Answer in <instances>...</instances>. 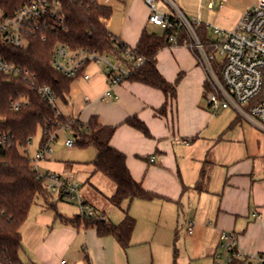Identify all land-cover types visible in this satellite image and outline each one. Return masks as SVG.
Returning a JSON list of instances; mask_svg holds the SVG:
<instances>
[{
  "label": "crops",
  "instance_id": "1",
  "mask_svg": "<svg viewBox=\"0 0 264 264\" xmlns=\"http://www.w3.org/2000/svg\"><path fill=\"white\" fill-rule=\"evenodd\" d=\"M253 2L198 0L196 5H179L187 15L200 17L210 37L215 38L214 27H234ZM158 9L169 12L161 0ZM150 12L145 0H131L122 21L114 22L112 14L107 24L116 36L135 46L143 30L153 24ZM157 58L160 71L168 81L176 82L177 88L166 114L159 112L166 101L162 90L131 80L110 86L108 73L89 69L96 61L75 79L80 80L81 95L76 89L72 96L71 85L70 97L62 100V107L57 106L62 114L83 122L96 114L103 124L119 125L113 145L126 153L134 178L158 194L152 199H125L117 206L109 199L116 189L110 179L109 193L96 186L104 198L101 204L83 196L114 223L121 222L124 209H128L135 218L129 245L123 247L111 234L100 236L96 227L64 221L58 215L76 216L79 205L77 213L69 214L53 197L54 207L42 197L31 206L22 227L24 263L60 264L65 258L70 264H215L223 232L237 235L238 248L249 260L264 257V132L232 109L215 111L209 106L205 101L206 73L190 48L168 45ZM85 73L90 75L88 79ZM106 91L111 94L103 99ZM71 100H80V111L69 110ZM134 114L149 126L151 137L123 123ZM62 130L74 138L69 128H61L58 136ZM51 151L41 158L46 160H39L38 166L46 170L41 173L38 169L42 175L81 170L84 179L91 181L97 173L102 174L91 163L97 150L90 164L51 161L47 158ZM203 168L205 178L199 188L196 184Z\"/></svg>",
  "mask_w": 264,
  "mask_h": 264
},
{
  "label": "trees",
  "instance_id": "2",
  "mask_svg": "<svg viewBox=\"0 0 264 264\" xmlns=\"http://www.w3.org/2000/svg\"><path fill=\"white\" fill-rule=\"evenodd\" d=\"M28 0H0V7L6 15L14 13ZM58 14H48L39 25H29L25 47L15 46L0 38V55L18 68L16 73L0 75V132L4 142L0 143V264H24L21 259L22 227L25 224L31 206L39 196L49 204L53 195L44 185L45 176H41L34 159L22 152L28 150L32 138L39 129L42 139L39 151L58 138L63 126L74 134V145L86 147L93 145L97 150L91 162L96 170L111 179L116 189L109 197L110 201L121 206L125 199H152L158 194L147 190L137 181L127 163V155L113 145L112 138L119 125L103 124L99 116L93 114L83 122L77 116L62 114L55 104L57 98L66 100L73 81L79 77L91 60L81 67L79 75L70 76L52 64L57 45L63 43L72 49H84L89 53L104 56L114 55L129 73L123 80L144 83L162 90L166 101L159 109L166 114L167 107L177 94L176 82L168 81L158 67V53L169 45L166 37L174 29H164L162 34L145 28L135 46H131L116 36L108 27L107 20L113 9L99 0H59ZM176 30V29H175ZM203 40H208L209 28L205 23L198 27ZM142 62L137 64V59ZM109 74V72H108ZM47 86L55 101H51L42 92ZM207 86V84H206ZM28 101L20 109L11 107V101L20 96ZM126 123L151 137L149 126L139 115L129 116ZM205 178V169L196 186ZM125 217L119 223L103 217H87L80 213L73 217L58 215L64 221L85 226H94L100 236L113 235L123 247L130 243L135 227V218L124 209Z\"/></svg>",
  "mask_w": 264,
  "mask_h": 264
},
{
  "label": "built area",
  "instance_id": "3",
  "mask_svg": "<svg viewBox=\"0 0 264 264\" xmlns=\"http://www.w3.org/2000/svg\"><path fill=\"white\" fill-rule=\"evenodd\" d=\"M145 1L151 10L149 22L161 25L163 29H174V32L166 37L169 45H184L195 54L206 73L205 97L209 106L215 111L232 109L264 132V0H254L244 10L234 27H214L217 37H209L208 40H203L198 32V27L203 23L200 17L189 18L173 0H161L168 6V13L158 9V0ZM60 5L59 0H28L10 15H6L0 7V38L15 46L25 47L30 33L28 26L39 25L48 14H58ZM106 58L107 56L89 53L80 48L72 49L69 45L61 43L55 48L52 64L67 75L77 76L87 60L92 62L104 59L109 72V85L115 86L123 81L129 71L120 63L113 64ZM141 62L140 57L136 63ZM17 71V67L0 55V75ZM84 77L88 79L90 75L85 73ZM41 89L51 101H55L47 86ZM110 94V91H106L103 99L108 98ZM27 101V96H20L11 101V107L18 110ZM2 136L0 132V143L5 139V135L3 138ZM54 137L55 133L51 135L48 145L36 154L34 163L37 169L39 160L51 151ZM66 145L74 146V138L68 139ZM153 160L154 157L151 158V161ZM40 175L45 176L44 185L49 193L56 194L60 199L76 201L81 215L104 216L79 194V184L73 171ZM188 231L193 232L192 224ZM215 258V264H264L263 256L249 260L238 248V237L232 232L221 234ZM60 264L70 263L63 258Z\"/></svg>",
  "mask_w": 264,
  "mask_h": 264
},
{
  "label": "rangeland",
  "instance_id": "4",
  "mask_svg": "<svg viewBox=\"0 0 264 264\" xmlns=\"http://www.w3.org/2000/svg\"><path fill=\"white\" fill-rule=\"evenodd\" d=\"M100 1L103 4L109 5L112 7L114 22L116 21L120 23L122 21L123 16L128 12L129 4L131 0H125V1L124 0H100ZM173 1L177 5L180 4L183 6V4L185 3H191V4L196 5L198 0H173ZM157 2H159V0ZM206 10L207 9H205V11ZM187 16L193 19L192 16H189V15ZM148 30L151 32H156L157 34H162L164 31L161 25H153V24L149 25ZM106 59H108L113 64H117L119 62L118 59L114 55L107 56ZM94 64L91 65L89 69L96 68L98 72L108 73L107 63L105 62L104 59L96 61ZM79 81L75 80L72 84V92H71L72 96L75 93L76 89L78 91V94L81 95V85L79 84ZM205 101H206V98H205ZM62 103L63 101L61 98H57L55 101L56 106L62 107ZM80 105H81L80 100L78 102L76 101L75 103H73L71 100L68 108L69 110L73 109L74 112L76 113L77 111L81 110ZM68 137L69 138L72 137L70 132L68 130H62L59 133L58 138L51 142L52 151L49 153V156L47 158L50 159L51 161H57V162H62L65 160H72V161L77 162L78 164H81V162L82 163L88 162L87 164H90L89 161L95 155L96 148L93 145H89L86 147L74 145V146L69 147L65 144V140ZM41 139H42V130L39 129L36 135L32 138L30 144L28 145V150L22 149V152L29 155L31 158L34 159L36 157V153L38 152ZM44 160L46 159H41L42 162ZM38 169L41 173L46 172L43 166H38ZM74 173L76 176V181L79 184V189H78L79 194L81 196H86V198H88L89 200H92V201L94 200L93 202H95V200H98L99 203L101 204L104 198L97 191L96 186L102 189L104 192L109 193L110 189L112 188L111 184H109L111 180L109 178H106V176H103L102 174L97 173L96 175L92 177L91 181H86V179H84V175L81 170H78ZM53 198L69 214H75L78 212L79 207L76 201L60 199L56 194L53 195ZM40 200H43L42 196H39L37 198V202L39 203ZM112 209L115 211H118V208L115 206H113ZM185 235H186V231L182 235V240Z\"/></svg>",
  "mask_w": 264,
  "mask_h": 264
}]
</instances>
